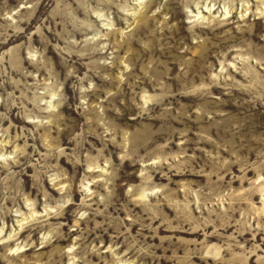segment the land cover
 <instances>
[{
    "label": "rangeland",
    "instance_id": "374dc122",
    "mask_svg": "<svg viewBox=\"0 0 264 264\" xmlns=\"http://www.w3.org/2000/svg\"><path fill=\"white\" fill-rule=\"evenodd\" d=\"M0 264H264V0H0Z\"/></svg>",
    "mask_w": 264,
    "mask_h": 264
}]
</instances>
